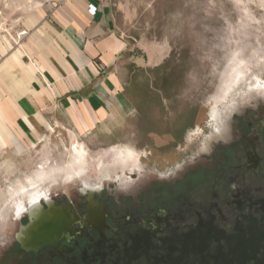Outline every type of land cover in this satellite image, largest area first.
Instances as JSON below:
<instances>
[{
    "label": "rangeland",
    "instance_id": "obj_1",
    "mask_svg": "<svg viewBox=\"0 0 264 264\" xmlns=\"http://www.w3.org/2000/svg\"><path fill=\"white\" fill-rule=\"evenodd\" d=\"M59 2L0 0V103L13 95L7 59L32 32L34 20ZM107 2L115 30L127 43L119 59L125 98L119 127L107 137L60 127L31 144L6 121L14 141L0 142V239L26 194L45 186L52 193L74 192L84 180L111 187L117 176H156L179 145L213 132L215 111L264 91V0ZM76 147L85 149L82 165ZM136 157L137 166L130 163Z\"/></svg>",
    "mask_w": 264,
    "mask_h": 264
},
{
    "label": "flooded vegetation",
    "instance_id": "obj_2",
    "mask_svg": "<svg viewBox=\"0 0 264 264\" xmlns=\"http://www.w3.org/2000/svg\"><path fill=\"white\" fill-rule=\"evenodd\" d=\"M213 116L156 176L26 194L0 264H264V91Z\"/></svg>",
    "mask_w": 264,
    "mask_h": 264
},
{
    "label": "crops",
    "instance_id": "obj_3",
    "mask_svg": "<svg viewBox=\"0 0 264 264\" xmlns=\"http://www.w3.org/2000/svg\"><path fill=\"white\" fill-rule=\"evenodd\" d=\"M17 49L6 62L13 69V95L0 103L2 146L6 137L14 141L6 121L31 144L60 127L85 137L117 130L121 98L125 102L119 59L127 43L115 30L107 0H60L34 20Z\"/></svg>",
    "mask_w": 264,
    "mask_h": 264
},
{
    "label": "bare ground",
    "instance_id": "obj_4",
    "mask_svg": "<svg viewBox=\"0 0 264 264\" xmlns=\"http://www.w3.org/2000/svg\"><path fill=\"white\" fill-rule=\"evenodd\" d=\"M76 154H77V159H76V162L78 164H84L85 161H86V152H85V149L83 147H76L74 148Z\"/></svg>",
    "mask_w": 264,
    "mask_h": 264
},
{
    "label": "built area",
    "instance_id": "obj_5",
    "mask_svg": "<svg viewBox=\"0 0 264 264\" xmlns=\"http://www.w3.org/2000/svg\"><path fill=\"white\" fill-rule=\"evenodd\" d=\"M90 11H91L92 13H95V12L97 11V7H96V6H91Z\"/></svg>",
    "mask_w": 264,
    "mask_h": 264
},
{
    "label": "water",
    "instance_id": "obj_6",
    "mask_svg": "<svg viewBox=\"0 0 264 264\" xmlns=\"http://www.w3.org/2000/svg\"><path fill=\"white\" fill-rule=\"evenodd\" d=\"M34 227V226H33Z\"/></svg>",
    "mask_w": 264,
    "mask_h": 264
}]
</instances>
